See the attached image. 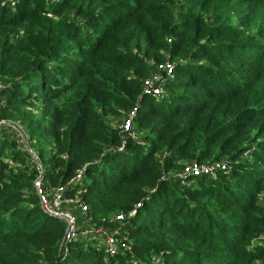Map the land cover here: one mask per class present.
<instances>
[{"label":"trees","instance_id":"1","mask_svg":"<svg viewBox=\"0 0 264 264\" xmlns=\"http://www.w3.org/2000/svg\"><path fill=\"white\" fill-rule=\"evenodd\" d=\"M165 61L164 94L143 96ZM2 122L38 161L0 128V264H264V0H0ZM38 162L47 191L66 186L80 222L131 250L66 244Z\"/></svg>","mask_w":264,"mask_h":264},{"label":"built area","instance_id":"2","mask_svg":"<svg viewBox=\"0 0 264 264\" xmlns=\"http://www.w3.org/2000/svg\"><path fill=\"white\" fill-rule=\"evenodd\" d=\"M6 1L7 5L14 6L18 0ZM149 65L153 68L150 75L142 80L143 96L159 97L164 94L163 84L166 80H169L174 73V65L171 62L165 61L161 63H151ZM136 114V108L131 109L127 117L122 121L119 128L122 134H128L130 137H134L133 134V118ZM38 165V163H37ZM227 165L223 162H216L210 165H199L197 163H191L186 165L182 171L176 172L174 178L180 181H184L187 177H197L200 175H212L215 176L218 170L224 171ZM37 176L34 180L33 187L36 195L39 199V205L42 211L53 218L59 219L66 224V231L64 241L66 244L75 240H97L100 242L101 248L104 252L110 256L115 257L118 253L130 251V246L115 237L109 229H82L78 225V219L68 212L63 210V205H67L69 202L73 203L72 199H67L64 196L66 186L57 187L54 190L47 191L42 183L43 180V168L37 169ZM81 173H79L72 182L79 180ZM164 179V177L162 178ZM71 182V183H72ZM260 201L264 202V191L259 194ZM82 212L86 211V207L78 205ZM141 207V205H137ZM116 220H123L121 216H116Z\"/></svg>","mask_w":264,"mask_h":264},{"label":"rangeland","instance_id":"3","mask_svg":"<svg viewBox=\"0 0 264 264\" xmlns=\"http://www.w3.org/2000/svg\"><path fill=\"white\" fill-rule=\"evenodd\" d=\"M5 1H10L11 2V5H12V1L11 0H5ZM10 5V4H9ZM2 123H7V124H11V125H7V127H11L12 128V130L13 131H15V132H17V135H16V137L17 138H19L20 140H21V142L23 143V140L21 139V133H23L22 132V130L21 129H19L16 125H14L13 123H11V122H2ZM2 123H0V124H2ZM117 122H114L113 124H114V126H115V124H116ZM119 125H120V123H119ZM18 130V131H17ZM21 133H20V132ZM24 135V134H23ZM25 136V135H24ZM23 145H24V143H23ZM25 148H27V152L30 154V156L35 160V161H38V158L32 153V151L30 150V148H28V147H25ZM226 161V160H225ZM42 166H41V164L38 162V165H36L35 164V170H36V168L37 169H40ZM78 205H80L79 204V202H78V200H73V203H71V202H69L67 205L65 204V205H63V210L65 211V212H68V213H70L71 215H74L77 219H78V212H80L81 214L82 213H85L86 211H87V209H86V211L85 212H82L81 210H80V208L78 207ZM86 221L84 220V222L82 223V222H80L79 221V219H78V225H79V227H81L82 229H87V228H91V226H89L88 224H86L85 223ZM140 262H136V264H139ZM151 264H152V262H151Z\"/></svg>","mask_w":264,"mask_h":264},{"label":"water","instance_id":"4","mask_svg":"<svg viewBox=\"0 0 264 264\" xmlns=\"http://www.w3.org/2000/svg\"><path fill=\"white\" fill-rule=\"evenodd\" d=\"M7 125H11V124H7V123H2L0 124V128L1 127H4V126H7ZM18 131V130H17ZM20 132V131H19ZM21 133V132H20ZM21 139L23 140V143H24V146L27 147V142H26V139H25V136L23 135V133H21Z\"/></svg>","mask_w":264,"mask_h":264}]
</instances>
